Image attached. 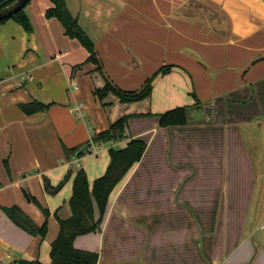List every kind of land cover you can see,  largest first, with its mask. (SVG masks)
I'll return each instance as SVG.
<instances>
[{
  "label": "crops",
  "instance_id": "obj_1",
  "mask_svg": "<svg viewBox=\"0 0 264 264\" xmlns=\"http://www.w3.org/2000/svg\"><path fill=\"white\" fill-rule=\"evenodd\" d=\"M65 3L93 42L100 70L86 62L87 51L65 36L57 20L45 18L50 0L25 6L31 34L11 20L0 25V264L50 262L57 222L51 220L56 233L42 239L17 227L3 209L17 206L41 226L43 217L23 189L34 193L32 182L54 180L55 169L56 179L72 171L76 161L92 155L69 162L62 147L83 145L90 132H104L125 116V139L110 147L141 139L146 149L110 193L100 230L77 237L74 248L96 253L97 264H264L260 241L245 234L243 195L250 185L242 178H214L208 168L215 141L227 151L239 149L242 128L264 97V0ZM162 67L171 70L154 79L142 101L123 104L112 94L103 100L93 95L105 79L137 91ZM32 101L48 109L23 114L19 106ZM177 107L186 108L187 123L159 127L158 116ZM95 146L97 156L103 149ZM108 149L97 178L108 166ZM68 199L61 218L70 216ZM93 209L97 218L94 203Z\"/></svg>",
  "mask_w": 264,
  "mask_h": 264
},
{
  "label": "trees",
  "instance_id": "obj_2",
  "mask_svg": "<svg viewBox=\"0 0 264 264\" xmlns=\"http://www.w3.org/2000/svg\"><path fill=\"white\" fill-rule=\"evenodd\" d=\"M15 0H0V8L12 3ZM52 6L48 8L44 16L46 19L57 20L66 37L76 40L88 53L86 62L92 63L100 70V62L97 58L94 44L86 33L79 26L76 18H74L66 7L65 0H50ZM27 5V4H26ZM24 8L14 14L10 19L0 22V25L6 21H13L24 30L26 34L33 32L31 23L24 12ZM170 67H162L151 77L147 78L141 88L137 91H123L112 85L107 79L101 89L94 91L93 95L103 100L108 94H112L119 99L120 103H134L142 101L151 95L154 79L158 76H164L170 72ZM20 110L25 115H33L43 113L48 109L47 105L32 101L31 103L21 104ZM129 116H125L115 123L110 124L106 131L93 134L91 140L83 145L74 148L62 147L64 157L67 161L80 158L87 153L91 143L102 142H118L125 139V127ZM187 123V114L185 107H177L168 110L158 116V126L165 128L171 126H182ZM146 144L141 139L129 140L124 147H109L108 156L109 163L104 174L95 179L90 185L87 181L86 174L83 170L76 172L72 180L71 196L67 201L70 210V216L61 218L55 213L58 224V233L50 246V262L48 264H97L98 255L94 252L77 250L73 246L74 240L83 235L91 234L100 230L103 221L108 197L116 185L125 177L128 171L140 161ZM71 176V171L67 172L62 182L56 187L46 188L51 193L60 190L63 184ZM25 198L29 201L27 194ZM93 203L97 207L98 217L94 216ZM40 207V206H39ZM41 208V207H40ZM3 211L7 217L20 229L31 236L44 238L47 232V226L44 222L41 226L36 225L21 209L17 206L4 208ZM45 216L48 211L41 208ZM18 264H41L38 261L27 262L20 260Z\"/></svg>",
  "mask_w": 264,
  "mask_h": 264
},
{
  "label": "rangeland",
  "instance_id": "obj_3",
  "mask_svg": "<svg viewBox=\"0 0 264 264\" xmlns=\"http://www.w3.org/2000/svg\"><path fill=\"white\" fill-rule=\"evenodd\" d=\"M255 104L258 107L256 112H254L256 117L251 123L242 128L244 132L241 135L240 144H238V146L236 145L239 149L227 151L222 147L223 145L220 146L221 141H215L213 144L214 149L209 152V154H211L210 159L212 158V163L211 166L208 164V168L210 167V171L212 172L211 175H213L214 178L228 177L230 180L235 181L238 178H242V181L246 182V187L250 185L249 190L243 195L247 206V215L245 216L247 229L245 234L247 233L246 235L251 239L253 238L254 241L258 239L264 249V234L258 229L256 230V227H258L264 218V97L257 100ZM84 117L87 119L86 116ZM77 122L81 123L82 121ZM85 124L88 126L87 122ZM217 131L219 133L221 132V130ZM90 133L93 135L92 132ZM96 144H98L103 151L97 156L92 155L87 157V159L80 158V160L72 165L71 171V174H73L80 169L83 170L86 174L88 183L91 182V184L94 179L101 175L100 172L104 171L108 162L107 152L105 150L110 147V142L99 141L96 142ZM196 158L199 162H204V155H197ZM208 162L210 163V161ZM56 165L57 163L54 164V166ZM198 167L200 168L201 165L199 164ZM57 172L58 171L55 169L52 173L54 180L49 176H45L41 178L40 183L32 182L31 186L34 193H28L23 189L30 199L29 201L27 200L29 204H32L36 210L41 213L43 221L47 226L46 235H54L56 233L57 230L55 225L52 227V223L57 222L55 213L61 217L62 213H59V211L63 203L66 202L70 196L72 190V176L68 178L56 193H51L46 188V184L50 188L56 187L67 175V171H65L64 174H61L59 179H56L55 176ZM208 173L205 172L204 174L209 175ZM198 186L199 190L203 191L205 184H198ZM232 186H235V184ZM222 190L223 188L219 191ZM241 197L242 193L239 195L240 199ZM39 206L48 211V216L44 215ZM241 217L242 216H236L235 219L242 221ZM51 220L53 221L52 223Z\"/></svg>",
  "mask_w": 264,
  "mask_h": 264
},
{
  "label": "water",
  "instance_id": "obj_4",
  "mask_svg": "<svg viewBox=\"0 0 264 264\" xmlns=\"http://www.w3.org/2000/svg\"><path fill=\"white\" fill-rule=\"evenodd\" d=\"M30 0H15L0 8V22L10 19L14 14L26 6Z\"/></svg>",
  "mask_w": 264,
  "mask_h": 264
},
{
  "label": "built area",
  "instance_id": "obj_5",
  "mask_svg": "<svg viewBox=\"0 0 264 264\" xmlns=\"http://www.w3.org/2000/svg\"><path fill=\"white\" fill-rule=\"evenodd\" d=\"M75 110L77 112H79V106H75ZM94 144L95 143H91V145L88 148L87 153L85 155H89V154L96 155L97 154V151L95 149L96 148V146H95L96 144L95 145ZM257 229L264 234V220L258 225Z\"/></svg>",
  "mask_w": 264,
  "mask_h": 264
}]
</instances>
